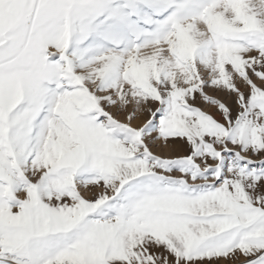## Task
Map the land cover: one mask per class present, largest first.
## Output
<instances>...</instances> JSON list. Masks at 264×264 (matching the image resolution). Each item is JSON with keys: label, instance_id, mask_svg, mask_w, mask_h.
Returning a JSON list of instances; mask_svg holds the SVG:
<instances>
[{"label": "snow or ice", "instance_id": "1", "mask_svg": "<svg viewBox=\"0 0 264 264\" xmlns=\"http://www.w3.org/2000/svg\"><path fill=\"white\" fill-rule=\"evenodd\" d=\"M221 261L264 264V0H0V264Z\"/></svg>", "mask_w": 264, "mask_h": 264}, {"label": "rangeland", "instance_id": "2", "mask_svg": "<svg viewBox=\"0 0 264 264\" xmlns=\"http://www.w3.org/2000/svg\"><path fill=\"white\" fill-rule=\"evenodd\" d=\"M210 95H213L216 98H220V95L218 93H213L212 91H209ZM230 103V101H229ZM202 108H204V110L209 111V112H214L215 109L211 108V107H207L204 106L203 104L200 105ZM119 119H124L122 116L118 117ZM142 123L141 120H137L136 124L140 125ZM153 151L158 154L161 155L164 158H175L177 156L180 155H185L187 154V151L185 148H182L180 146H165V145H159L153 148ZM170 151V152H169ZM174 152V153H173ZM171 153V154H170ZM221 264H224L223 261H221Z\"/></svg>", "mask_w": 264, "mask_h": 264}, {"label": "bare ground", "instance_id": "3", "mask_svg": "<svg viewBox=\"0 0 264 264\" xmlns=\"http://www.w3.org/2000/svg\"><path fill=\"white\" fill-rule=\"evenodd\" d=\"M178 147V146H177ZM170 152V151H169ZM174 153V152H173ZM171 154V153H170Z\"/></svg>", "mask_w": 264, "mask_h": 264}]
</instances>
